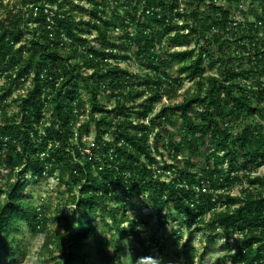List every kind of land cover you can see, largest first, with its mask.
<instances>
[{
	"label": "trees",
	"instance_id": "1",
	"mask_svg": "<svg viewBox=\"0 0 264 264\" xmlns=\"http://www.w3.org/2000/svg\"><path fill=\"white\" fill-rule=\"evenodd\" d=\"M8 1L0 0V9H5ZM108 1L117 4L115 0H90L88 20L74 17L66 8L71 3L68 0H21L28 10H7L4 17L0 13V79L7 83L0 87V164L7 184L4 193L0 190L4 195L0 205V264H16L14 258L21 254L20 242L10 235L12 226L23 222L34 231L40 226L42 215L22 200L24 173L53 176L57 171L79 186L78 196L71 198L75 202L71 216L77 213L78 223L73 229L68 216L55 217L64 223V231L47 237L42 245L48 257L46 264L86 263L93 246L99 244L91 239L94 228L87 200H110L128 176L132 190L155 188L151 199L164 205L171 201L182 216L196 222L197 231L220 228V236L228 240L226 249L235 247L233 258L239 264H264V176L252 177L264 166V83L256 76H264V43L257 45L252 37L243 35L245 31L233 33L227 11L204 17L199 25L218 45L221 64H226L228 50L234 46L239 52L231 58L247 57L248 67V72L245 68L225 69L219 79L204 78L205 60L210 58L205 48L195 54L193 49L156 51V30L163 35L173 32L171 43L183 46L200 29L188 20H199L200 13L181 10L183 0H125L119 5L122 14L112 10L107 17ZM252 1L264 9V0ZM31 22L35 27L29 25ZM259 26L264 27V22L250 24L247 31L258 34ZM92 31L100 48L83 37ZM122 51L143 58L148 73L142 83L130 82L122 92L114 93L131 75L105 56L124 59ZM171 62L178 63L179 74L197 78L196 86L204 92L182 96L155 112L161 94L181 87L180 77L171 78L164 71ZM84 70L90 74H83ZM240 79L244 83L237 81ZM29 82L25 95L8 99L10 86L24 87ZM80 86L89 102V118L84 123H78L84 113L77 93ZM137 87L145 90L137 91ZM144 91L153 97L131 119L133 113L126 114L125 102L136 101ZM107 92L114 99L110 109L100 102ZM45 112L49 113L46 121ZM175 115L181 123L171 134L167 126L179 122ZM90 122L94 134L91 146L86 147L78 133L87 130ZM85 134L86 138L87 131ZM151 135L154 139L149 144ZM160 141L168 156L182 167L157 165L150 151H157ZM86 148L88 154L84 153ZM197 157L204 166L194 171L192 159ZM238 159L247 186L241 187L238 195H230L240 182L235 170ZM158 168L176 176L167 180L155 176L152 185V174L159 172ZM218 205L223 209L217 211ZM206 212L212 214L205 221ZM178 234L171 235L173 243L180 238ZM140 239L131 240L137 262L148 258L145 241ZM56 251L66 254L59 259ZM184 254L191 262L192 249L186 246ZM144 264L151 261L145 259Z\"/></svg>",
	"mask_w": 264,
	"mask_h": 264
},
{
	"label": "rangeland",
	"instance_id": "2",
	"mask_svg": "<svg viewBox=\"0 0 264 264\" xmlns=\"http://www.w3.org/2000/svg\"><path fill=\"white\" fill-rule=\"evenodd\" d=\"M68 1L71 3H68L69 6L66 8L73 11L72 15L74 17L84 20L90 18V14L88 13L91 9L90 0ZM115 1L117 4L113 1H108V3H106L108 6L107 17L110 16L112 10H116L122 14L123 10L119 5L125 0ZM20 8L28 10L26 6L22 5L21 0H9L8 3H6V8L0 9V13H2L4 17L7 10H12V12L15 13L17 9ZM180 9H184L187 13L190 11L200 13L199 20L193 21L190 18L187 22L193 27H199L198 33L196 35H191L188 43L183 44V46L174 47L173 43H171L173 32L163 35L160 31L156 30V33H158L156 36V51L163 53L173 50L185 51L193 49L195 54L197 49L205 48L208 50L210 58L205 60L204 78L207 76H214L219 79L225 69L238 70L240 68H245L248 72V67L245 66L247 57L244 59L231 58L233 54L239 52L234 46L228 50L230 58L224 60L226 64H221V55H219V51H217L218 45L212 42L209 33L205 28L199 25V22L206 16L216 17V15L227 11L229 13V18L233 21L232 32L238 34L241 31H245L243 35H249L252 37L253 42L260 45L264 43V27H258L260 32L255 34L257 35L256 37H253L255 35H253V33L251 34L247 29L250 24L259 21L264 22V9L259 8L257 3L252 0H183L180 2ZM29 25L33 28L36 23L33 24L31 22ZM185 33L186 32H184V34ZM230 36L231 35L228 37ZM83 37L91 40L92 45L96 48L101 47L95 39L94 31L90 34L84 33ZM28 38L29 36H25V39ZM71 41L68 40V44H71ZM207 41L209 43L208 46L206 44ZM20 45H24L25 47L28 46L27 42H21ZM74 46L78 47V44L76 43ZM122 52V55L126 57L124 59L120 58L114 60L110 56H105L109 59L108 61L111 64H117L122 70H125L131 75L129 80L118 85L114 93L117 91L122 92L130 82L142 83L143 76L148 73V70L144 67L147 62L143 58H140L139 55L132 52ZM164 69L169 77H180L181 87L179 89L176 88L174 92L166 91L164 94H161V97L158 99L160 100L159 103L155 104V112L162 105H172L178 102L180 100L179 98L182 96L201 94L204 92V89L198 90L196 86L197 78H190L183 73L179 74L177 62H171L168 68ZM82 73L88 75L90 74V70H84ZM256 76L264 83V76L258 74H256ZM237 81L244 83L241 79ZM6 84L5 78L0 79V87ZM29 85L30 82L26 83L24 87L17 86L16 84L10 86L8 99L13 100L17 99L18 96L25 95ZM136 90L141 91L145 90V88L137 87ZM77 93L84 103V113L79 117L78 123H84L89 118L88 96L81 86L77 89ZM152 97L153 95L151 92L147 93L144 91L143 96L136 101L130 102L127 100V102H125L128 107L126 114L129 115V113H133L131 119H134V113L139 111L141 105L147 104ZM100 102L110 109L114 104V99L110 98V93L107 92L100 97ZM10 109L11 108H8V110ZM47 118H49V113L45 112L44 121H46ZM175 118L179 122H171L170 125L167 126L171 134L178 131L181 123V119L178 115H175ZM86 131L88 136L85 138ZM93 134L94 127L93 123L90 122L88 129L82 130L78 133V136L84 137L87 147L91 146ZM153 139V135H151L149 144H151ZM209 148L208 146V150ZM88 152V148H86L84 153L88 154ZM150 155L155 157L158 163L157 165L160 167L170 166L172 168H179L183 166L180 163H176L175 160L168 156L166 150L162 148V141L159 142L158 150L154 152L150 151ZM192 164L194 166V171H198L204 166L200 157L193 158ZM157 165H155L152 170L156 169ZM158 169L159 172L155 170V175L152 174V185L153 181H155V176L160 175L161 180L171 179L176 176L174 173L169 174L165 170L162 171V168ZM235 170L238 172V179L240 182L233 186L230 195H238L240 188L247 186L246 179L243 176L244 168L241 159L237 160ZM254 172L252 177L264 176V166L258 168ZM3 175V166L0 164V190L4 193L7 189V184L5 185V178ZM24 178L25 188L22 200L34 213H39L42 216L40 217V226L35 231L23 222H19L15 227L12 226L10 235L17 238L21 244V254L16 255L14 261L16 264H23L26 255H29L30 259L35 260L37 264H46L48 257L46 253L42 252V245L47 237L61 234L64 231V223L58 222L55 220V217L58 214L66 215L70 219V226H73V229L77 227L78 214L75 213L74 216H71V211L69 209H74L75 207V202L72 203L71 198H76L78 196L79 186L73 184L69 177L60 171H57L53 176H36L25 172ZM127 178L131 180L129 176ZM127 178L114 191L113 198L110 200H87L91 225L94 228L91 239H96L99 244L93 246L91 251L92 255L87 258L85 264H138L132 253L133 247L131 240L137 242L141 240L140 238H143L145 241L144 253L148 255V258L151 257L160 260V264H239L238 261L233 258L235 247L230 251L226 249L225 242L228 240L220 236V228L197 231L195 228L196 222H191L190 218L182 216L171 201H168L164 205L158 204L151 199L150 195L155 188L135 192L132 190V184L127 182ZM3 199L4 195L1 193L0 205ZM222 209L223 207L219 205L216 207L217 211ZM211 214L212 212H206L203 219L205 221L208 220ZM174 232H178V236H180L176 243H173V240L170 238ZM132 233H135V235H132ZM10 235L7 238H10ZM65 239H67V235H65ZM186 246L192 249V261L189 263L188 258L185 257L184 254ZM137 249L141 250L142 247L137 246ZM115 251H118V253ZM64 254H66L65 251L62 254L56 251V255L59 259H61Z\"/></svg>",
	"mask_w": 264,
	"mask_h": 264
},
{
	"label": "clouds",
	"instance_id": "3",
	"mask_svg": "<svg viewBox=\"0 0 264 264\" xmlns=\"http://www.w3.org/2000/svg\"><path fill=\"white\" fill-rule=\"evenodd\" d=\"M74 210V209H69ZM145 259L150 260L151 264H160V260L156 259V258H140V260L138 261V264H144ZM23 264H37V262L35 260L30 259L29 255H26L25 260L23 262Z\"/></svg>",
	"mask_w": 264,
	"mask_h": 264
}]
</instances>
